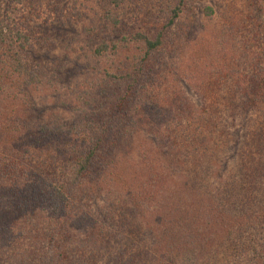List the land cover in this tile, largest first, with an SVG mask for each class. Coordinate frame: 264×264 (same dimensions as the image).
<instances>
[{
  "label": "trees",
  "instance_id": "obj_1",
  "mask_svg": "<svg viewBox=\"0 0 264 264\" xmlns=\"http://www.w3.org/2000/svg\"><path fill=\"white\" fill-rule=\"evenodd\" d=\"M63 1L0 0V264H264V0L197 55V0H100L56 68Z\"/></svg>",
  "mask_w": 264,
  "mask_h": 264
},
{
  "label": "rangeland",
  "instance_id": "obj_2",
  "mask_svg": "<svg viewBox=\"0 0 264 264\" xmlns=\"http://www.w3.org/2000/svg\"><path fill=\"white\" fill-rule=\"evenodd\" d=\"M3 1L11 2L12 0ZM41 1L42 3L47 2V0ZM99 1L100 0H90L87 3H84L85 8L81 7L75 2V0H64L63 3H58L55 6V9L46 7L45 5L41 7V17L40 19L36 20V23L39 24L42 29L51 28L52 26H54V30L55 28H59L61 23L59 25L51 24V22H58V13L60 15L63 14L61 20L64 22V24H66L68 22L67 19L70 18V20L75 25L66 27V38L61 34H58V32L52 31L49 33L51 34V41L54 47H52L53 49H44L47 55L45 57L47 60L46 63H48L51 67H59L58 63L60 61H64L67 52H70L71 55L75 54L74 51L78 49L79 45L81 44V42L78 41V37L76 36L77 32L79 33V36H81V32H79L81 31V26L87 23L90 17L96 13V10H99ZM250 3L251 0H197V21L203 24V28L201 29L200 33H196V39L195 37L192 39L191 53L188 54L197 55L195 54L196 50L201 46H205L208 41L212 42L213 40V43H215L216 33L218 30L230 25L232 20H239L243 24L248 23L246 16L251 14V11L248 10ZM155 4L156 0H130V3L127 6V14L130 15V13H132L135 8L137 9L141 6L143 9L148 8L153 12ZM159 7L160 6H158L154 12H157ZM207 7H211L213 9L214 15L211 18L206 15V12L209 14V10L206 9ZM76 10H78V12H76ZM81 13L82 16L78 17L77 14ZM127 14H125V17H128ZM179 59L181 58L179 57ZM185 90L193 101L196 103L200 101V98L195 93L194 88L186 86ZM63 98H65L63 92L59 94L52 89H45L35 93V104L38 108L45 112L50 109L58 110L60 113L65 114L67 118H70L67 112L62 107H59L61 106L60 102Z\"/></svg>",
  "mask_w": 264,
  "mask_h": 264
}]
</instances>
